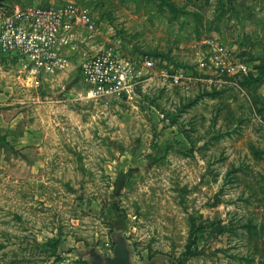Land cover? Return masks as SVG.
I'll use <instances>...</instances> for the list:
<instances>
[{"label": "rangeland", "instance_id": "374dc122", "mask_svg": "<svg viewBox=\"0 0 264 264\" xmlns=\"http://www.w3.org/2000/svg\"><path fill=\"white\" fill-rule=\"evenodd\" d=\"M87 6L124 56L154 63L131 100L41 88L0 52V264H264V0H5ZM206 39L246 73L216 79ZM83 50V49H82ZM181 69L172 87L161 70ZM3 139V140H1Z\"/></svg>", "mask_w": 264, "mask_h": 264}, {"label": "built area", "instance_id": "2783aa9c", "mask_svg": "<svg viewBox=\"0 0 264 264\" xmlns=\"http://www.w3.org/2000/svg\"><path fill=\"white\" fill-rule=\"evenodd\" d=\"M100 32L92 11L72 1L17 4L10 12H0V52L20 65L25 83L38 89L49 77L65 73L81 47L79 76L85 87L84 99L107 108L131 100L143 89L152 79L154 63L147 54H141L140 60L124 56L110 37L98 43ZM202 45L207 51L198 58L199 69L210 71L216 79L246 73L245 65L230 62L221 43L206 39ZM159 76L172 87L187 79L181 69L161 70Z\"/></svg>", "mask_w": 264, "mask_h": 264}, {"label": "water", "instance_id": "95a60500", "mask_svg": "<svg viewBox=\"0 0 264 264\" xmlns=\"http://www.w3.org/2000/svg\"><path fill=\"white\" fill-rule=\"evenodd\" d=\"M5 0H0V4ZM134 47L139 50L141 54H146L145 52L141 51L137 45H134ZM123 97H126V94H123ZM93 264H130L129 263V254L128 251L125 248V242L122 240L116 241V246L113 249L112 258L106 259L104 262L97 258L96 256H93Z\"/></svg>", "mask_w": 264, "mask_h": 264}, {"label": "crops", "instance_id": "0c3cea01", "mask_svg": "<svg viewBox=\"0 0 264 264\" xmlns=\"http://www.w3.org/2000/svg\"><path fill=\"white\" fill-rule=\"evenodd\" d=\"M104 30H107V31H101L100 32L101 35L97 37L98 43H102L104 41V39H106L108 37V33L110 32L111 28L108 27V29H104ZM81 54H82V48L80 47L79 48V52L77 54H75V56L71 59V65H70L68 70L74 69L76 67V64L80 63L79 62V57H80ZM52 78L53 77H49L48 81L51 82L53 80Z\"/></svg>", "mask_w": 264, "mask_h": 264}, {"label": "trees", "instance_id": "16d2710c", "mask_svg": "<svg viewBox=\"0 0 264 264\" xmlns=\"http://www.w3.org/2000/svg\"><path fill=\"white\" fill-rule=\"evenodd\" d=\"M139 55H141V54H139ZM1 140H3V139H1Z\"/></svg>", "mask_w": 264, "mask_h": 264}]
</instances>
